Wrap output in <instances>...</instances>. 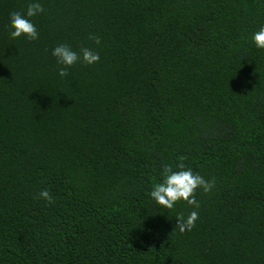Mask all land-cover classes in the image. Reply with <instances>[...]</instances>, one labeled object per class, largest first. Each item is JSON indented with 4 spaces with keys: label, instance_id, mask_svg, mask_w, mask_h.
<instances>
[{
    "label": "trees",
    "instance_id": "16d2710c",
    "mask_svg": "<svg viewBox=\"0 0 264 264\" xmlns=\"http://www.w3.org/2000/svg\"><path fill=\"white\" fill-rule=\"evenodd\" d=\"M261 27L264 0H0V264H264ZM61 44L100 59L61 77ZM180 157L198 209L150 196Z\"/></svg>",
    "mask_w": 264,
    "mask_h": 264
},
{
    "label": "clouds",
    "instance_id": "9594fccd",
    "mask_svg": "<svg viewBox=\"0 0 264 264\" xmlns=\"http://www.w3.org/2000/svg\"><path fill=\"white\" fill-rule=\"evenodd\" d=\"M43 7L39 3H30L27 6L26 13L21 11H13L10 14V27L12 31L10 35L13 39L21 36H26L29 40L38 39V31L35 25L31 22L32 17L42 13ZM89 39L95 44H100V38L96 35H90ZM255 46L258 49H264V27H261L253 35ZM52 55L57 58V63L62 65L59 69L61 77L68 76V68L81 61L85 65H92L97 63L100 59L99 54L88 47H82L77 53L71 49L67 44H61L53 49ZM180 163L173 169L172 165H164L162 171V182L156 183L150 193L151 198L156 204L167 209H173L174 205L180 201L186 202L193 208L200 207L196 199V192L198 189L205 194L211 193L215 187V181H209L200 174L194 173L191 168H186L183 163L184 157H180ZM39 197L55 203L53 196L48 189H43L39 193ZM199 219L198 211H191L187 217L179 215L176 217L175 228L181 233L191 231Z\"/></svg>",
    "mask_w": 264,
    "mask_h": 264
}]
</instances>
